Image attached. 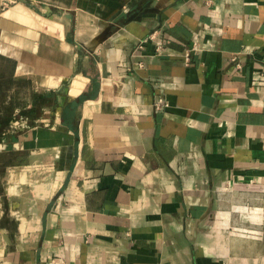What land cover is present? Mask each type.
<instances>
[{"label": "crops", "instance_id": "obj_1", "mask_svg": "<svg viewBox=\"0 0 264 264\" xmlns=\"http://www.w3.org/2000/svg\"><path fill=\"white\" fill-rule=\"evenodd\" d=\"M0 264H264V0H0Z\"/></svg>", "mask_w": 264, "mask_h": 264}]
</instances>
